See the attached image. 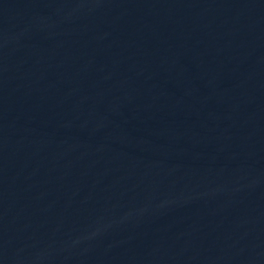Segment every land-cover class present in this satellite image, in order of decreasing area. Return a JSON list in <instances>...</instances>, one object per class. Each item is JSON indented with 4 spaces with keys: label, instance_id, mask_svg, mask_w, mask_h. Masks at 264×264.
<instances>
[{
    "label": "water",
    "instance_id": "obj_1",
    "mask_svg": "<svg viewBox=\"0 0 264 264\" xmlns=\"http://www.w3.org/2000/svg\"><path fill=\"white\" fill-rule=\"evenodd\" d=\"M0 264H264V0H0Z\"/></svg>",
    "mask_w": 264,
    "mask_h": 264
}]
</instances>
